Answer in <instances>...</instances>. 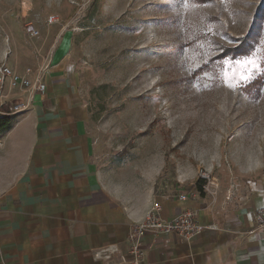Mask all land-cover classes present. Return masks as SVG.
<instances>
[{"label": "rangeland", "instance_id": "374dc122", "mask_svg": "<svg viewBox=\"0 0 264 264\" xmlns=\"http://www.w3.org/2000/svg\"><path fill=\"white\" fill-rule=\"evenodd\" d=\"M185 5L0 0V65L23 72L57 51L111 173L170 196L204 176L205 191L233 198L264 184V73L233 89L225 61L264 56V0Z\"/></svg>", "mask_w": 264, "mask_h": 264}, {"label": "crops", "instance_id": "0c3cea01", "mask_svg": "<svg viewBox=\"0 0 264 264\" xmlns=\"http://www.w3.org/2000/svg\"><path fill=\"white\" fill-rule=\"evenodd\" d=\"M66 60L53 52L45 94L0 132V264H126L130 229L154 203L165 220L196 211L204 229L189 242L147 234L143 264H264V232L256 231L264 184L251 182L226 199L194 187L183 202L184 194L165 195L150 181L114 175L100 159ZM108 247L117 249L110 260L95 259Z\"/></svg>", "mask_w": 264, "mask_h": 264}, {"label": "built area", "instance_id": "2783aa9c", "mask_svg": "<svg viewBox=\"0 0 264 264\" xmlns=\"http://www.w3.org/2000/svg\"><path fill=\"white\" fill-rule=\"evenodd\" d=\"M52 60L53 52H50L36 67L26 68L23 72L17 71L7 63L0 65V116L16 115L29 108L36 94H45L46 74L52 66ZM21 96H28V99L16 105L14 99ZM7 107L8 111L5 112L3 108ZM178 199L184 202L187 195H180ZM161 210L160 204L154 203L145 219L132 225L128 235V258L122 256L123 263L143 264L146 254L143 238L147 234L154 236L176 234L182 241L189 242L204 229L198 224L197 212L194 210L186 209L171 220H165L161 216ZM256 231L264 232V214L258 216ZM115 253H117L115 247L103 248L95 253V259L110 260Z\"/></svg>", "mask_w": 264, "mask_h": 264}, {"label": "snow or ice", "instance_id": "6c2138e0", "mask_svg": "<svg viewBox=\"0 0 264 264\" xmlns=\"http://www.w3.org/2000/svg\"><path fill=\"white\" fill-rule=\"evenodd\" d=\"M187 0H186V5ZM227 70L224 72V78L228 81V86L235 88L237 84L249 82L255 72L264 73V56L252 53L242 59L235 61H225Z\"/></svg>", "mask_w": 264, "mask_h": 264}, {"label": "trees", "instance_id": "16d2710c", "mask_svg": "<svg viewBox=\"0 0 264 264\" xmlns=\"http://www.w3.org/2000/svg\"><path fill=\"white\" fill-rule=\"evenodd\" d=\"M243 53H238L235 56H240ZM15 115H3L0 116V132L8 131L12 128L14 123ZM206 181L205 179H199L196 183V188L200 192L201 195L204 194V187H205Z\"/></svg>", "mask_w": 264, "mask_h": 264}]
</instances>
